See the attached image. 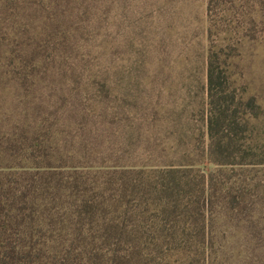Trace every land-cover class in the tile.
Returning a JSON list of instances; mask_svg holds the SVG:
<instances>
[{"label":"trees","instance_id":"1","mask_svg":"<svg viewBox=\"0 0 264 264\" xmlns=\"http://www.w3.org/2000/svg\"><path fill=\"white\" fill-rule=\"evenodd\" d=\"M55 7L36 15L37 27L32 20L43 7L2 0V90L34 85L49 55L41 52L67 39L66 31L39 39L43 26L65 18ZM263 23L264 0H206L204 130L190 133L189 146L176 133L166 146L140 133L139 123L114 141L117 132L101 126L114 122L113 107L101 100L60 106L74 122L66 132L32 116L27 125L2 126L0 264H229L214 226L219 218L247 224L244 240L255 243L264 136L253 123L263 112L253 96L235 97L229 88L226 67L237 41L227 35L253 39ZM29 111L20 110L25 118ZM240 261L264 264V251Z\"/></svg>","mask_w":264,"mask_h":264},{"label":"rangeland","instance_id":"2","mask_svg":"<svg viewBox=\"0 0 264 264\" xmlns=\"http://www.w3.org/2000/svg\"><path fill=\"white\" fill-rule=\"evenodd\" d=\"M26 2L43 7L32 20L37 27L40 19L36 15L44 16L54 6L62 9L65 20L42 25L44 33L39 39L49 32L54 40L55 33L62 31L68 32L67 39L61 42V36L57 37L54 49L41 52L49 55L39 64L42 68L38 70L37 82L24 90L15 83L2 90L0 47L1 132L2 126L7 130L33 122L31 116L41 119L43 125L66 132L74 122L62 112L71 100H101L112 106L113 115L108 117L113 116L114 122L101 126L105 133L117 132L111 136L116 142H122L128 131L138 126L136 123L140 133H149L166 146L171 144L168 138L173 133L179 134L180 146H189L190 133L204 130L206 0ZM235 15L231 18H237ZM0 28L2 42V12ZM251 32L253 39L227 35L231 42H237L226 70L235 97L253 96L259 105L263 114L254 121L253 130L264 136V23L254 26ZM52 55L55 60L51 62ZM23 107H34V111L25 118L26 114L20 112ZM140 117L143 121L135 122ZM64 135L58 137L62 139ZM260 169L263 171H256V175L263 178L264 168ZM262 200L252 219L255 243L244 240L247 224L240 222L235 226V218L214 222L222 233L220 244L229 251V264H243L240 257L250 250L255 256L260 249L264 251V197ZM236 253L238 256H234Z\"/></svg>","mask_w":264,"mask_h":264}]
</instances>
